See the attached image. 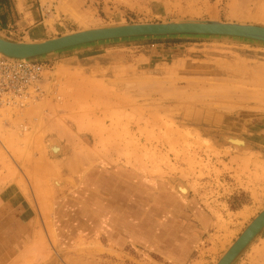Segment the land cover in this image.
I'll list each match as a JSON object with an SVG mask.
<instances>
[{
  "label": "rangeland",
  "instance_id": "374dc122",
  "mask_svg": "<svg viewBox=\"0 0 264 264\" xmlns=\"http://www.w3.org/2000/svg\"><path fill=\"white\" fill-rule=\"evenodd\" d=\"M10 5L0 36L26 43L184 20L264 27V0ZM35 60L51 67L46 95L0 112V264H216L264 208V44L138 38ZM233 264H264V229Z\"/></svg>",
  "mask_w": 264,
  "mask_h": 264
},
{
  "label": "water",
  "instance_id": "95a60500",
  "mask_svg": "<svg viewBox=\"0 0 264 264\" xmlns=\"http://www.w3.org/2000/svg\"><path fill=\"white\" fill-rule=\"evenodd\" d=\"M225 37L264 44V27L215 20L127 24L74 32L41 42H15L0 36V54L9 59H35L88 45L138 38ZM35 58V59H34ZM264 229V208L234 240L216 264H232Z\"/></svg>",
  "mask_w": 264,
  "mask_h": 264
},
{
  "label": "built area",
  "instance_id": "2783aa9c",
  "mask_svg": "<svg viewBox=\"0 0 264 264\" xmlns=\"http://www.w3.org/2000/svg\"><path fill=\"white\" fill-rule=\"evenodd\" d=\"M47 63L15 60L0 56V112L19 111L43 98Z\"/></svg>",
  "mask_w": 264,
  "mask_h": 264
},
{
  "label": "bare ground",
  "instance_id": "6f19581e",
  "mask_svg": "<svg viewBox=\"0 0 264 264\" xmlns=\"http://www.w3.org/2000/svg\"><path fill=\"white\" fill-rule=\"evenodd\" d=\"M85 31V30H84ZM0 56H2L1 54H0ZM4 57V56H3ZM35 59V58H34ZM15 60H30V59H15ZM35 102H37V101H34V102H31V103H29L26 107H28L29 105H31V104H34ZM25 107V108H26ZM25 108H23V109H25ZM22 109V110H23ZM19 111H21V110H19ZM19 111H9V112H5L6 114H8V113H10V112H19ZM236 139H233V137L232 138H226V141H228V142H230V143H232V144H234V145H236V146H238V147H240V148H242V147H244V142L241 140V139H238L237 137H235ZM49 147H50V151H51V153L53 154V153H58V151H59V149H58V143L54 140V141H52L51 143L49 142ZM53 186L54 187H58V183L56 182V181H53ZM178 191L181 193V194H186L187 193V190H186V187L184 186V185H179L178 186ZM253 242V241H252ZM232 245V244H231ZM230 245V246H231ZM229 246V247H230ZM228 247V248H229ZM227 251V250H226ZM225 251V252H226ZM233 264V263H232Z\"/></svg>",
  "mask_w": 264,
  "mask_h": 264
},
{
  "label": "crops",
  "instance_id": "0c3cea01",
  "mask_svg": "<svg viewBox=\"0 0 264 264\" xmlns=\"http://www.w3.org/2000/svg\"><path fill=\"white\" fill-rule=\"evenodd\" d=\"M13 0H0V29L1 30H5L4 28H7L8 27V21H7V18H8V11H12V7L10 5V3L12 2ZM16 9V11H19L17 10L16 6H14ZM18 13V12H17ZM37 28L33 27V28H30L28 30V32L30 34H35L37 33Z\"/></svg>",
  "mask_w": 264,
  "mask_h": 264
}]
</instances>
